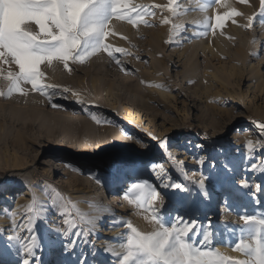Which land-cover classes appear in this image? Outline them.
<instances>
[{"label":"rangeland","instance_id":"obj_1","mask_svg":"<svg viewBox=\"0 0 264 264\" xmlns=\"http://www.w3.org/2000/svg\"><path fill=\"white\" fill-rule=\"evenodd\" d=\"M129 2L152 6L168 5L169 0ZM175 3L179 5L175 12L154 8L156 15L145 17L149 26L139 23L133 27L115 18L111 21L110 25L115 23L123 30L109 35L104 43L132 53L121 57L130 69L127 73L119 70L106 51L87 57L83 63L70 60L71 71L59 61L42 63L41 84L68 87L77 93L68 99L54 97L59 108L51 107L47 97L33 92L30 84L22 85L28 94L21 95L5 79L9 69L17 71L16 66H0V92L4 93L0 96V238L5 247L0 264H16L18 259L7 241L13 216L19 222L36 213L47 217L37 224L40 264H79L81 256L87 257V264H116L113 253L122 250V243L131 234L127 229L113 238L123 227L121 222H130L144 233L153 230L151 215L136 207V191L125 198L127 182L154 181L159 172L150 170L151 163H163L172 180L189 189H159L166 194L164 213L196 220L205 227L210 219L215 233L211 246L226 259H245L236 251L229 255L227 248H220V242L229 232L234 237L228 245L235 244L240 236L238 229L243 226L239 213L244 208L249 214L264 216V193L256 203L246 195L249 189L239 187L243 179H249L253 186L264 184V152L259 151L262 144L256 127V123L264 122V16L260 14V0ZM224 3L228 7L223 8ZM210 6L208 18L192 16H199V11ZM228 11L241 15L233 18L235 23L228 19L222 27L213 29L214 16L227 15ZM164 17L169 24L162 23ZM250 17L252 26L246 27ZM32 28L38 32L34 24ZM77 99L84 104L76 103ZM128 108L143 116L149 132L132 126L139 133L131 131L130 143L122 148L105 152L97 149L100 152L95 154L87 151L89 157L74 156L85 146H94L96 138L107 141L112 129L125 128L123 117ZM196 129L204 141L189 134L179 135ZM149 134L166 141L167 150L156 147ZM136 137L152 144V153L140 158L143 163L138 173L116 179L121 162L136 157ZM249 141L252 145L246 150ZM253 154L257 168L248 171ZM200 159L203 165L198 163ZM226 165L232 170L228 171ZM201 172L214 177L208 182L207 197L197 183ZM222 186L237 190L230 201L235 211L225 206ZM98 195L105 204H110L114 195L118 200L112 205L114 215L104 216L93 229L87 221L98 217L95 212L99 204L94 197ZM17 196L21 199L19 206ZM52 205L56 207H49ZM68 224L92 230V244L80 241L73 251L65 252L58 231L67 228L71 233L73 228ZM113 239L115 242L108 245Z\"/></svg>","mask_w":264,"mask_h":264},{"label":"snow or ice","instance_id":"obj_2","mask_svg":"<svg viewBox=\"0 0 264 264\" xmlns=\"http://www.w3.org/2000/svg\"><path fill=\"white\" fill-rule=\"evenodd\" d=\"M222 0H211V3L220 4ZM246 2V0H241ZM179 7L175 0H169L168 5H136L130 4L129 0H0V66L5 63L16 66L17 71L8 70L7 79L13 88L21 95H27L22 85L30 84L31 90L47 97L48 103L53 108L61 107L54 97L68 99L76 96L68 87L41 84L43 72L39 66L52 61H59L69 71V61L83 63L85 59L98 52L106 51L108 56L115 62L119 70L129 72L122 56L132 55L123 48H113L104 43L109 35L117 33L111 31L110 23L115 18L127 21L133 27L139 23L148 25L145 17L155 16L154 8L167 9L175 12ZM260 14L264 16V0H260ZM241 13L233 11L227 15L217 14L214 17L213 29L222 27L228 19L235 23L236 16ZM163 24H169L167 17L162 19ZM252 18L248 19L246 27L252 26ZM37 26L38 32L32 25ZM178 27V26H177ZM181 33L186 28L180 29ZM123 38V37H122ZM120 55H116V54ZM137 58V57H134ZM2 70V69H0ZM12 89H9L10 96ZM4 93L0 92V96ZM83 105L84 101H75ZM258 136L262 147L259 151L264 152V122L257 123ZM149 140L156 142L155 146L161 150H167L166 141H160L157 136L149 134ZM137 150L135 158H129L121 162L117 170L116 179L120 175H134L140 171L139 165L143 163L142 157H149L153 145L140 137H136ZM252 142L249 141L246 150H250ZM202 147V145H197ZM245 159H249L248 156ZM252 163L247 165L248 171H255V155ZM182 164V161L180 162ZM203 165L204 160H198ZM213 167L215 165L213 164ZM231 171V166H225ZM150 170H158L154 181L140 179L133 182L127 193L136 191L135 204L138 209L151 215L150 223L154 225L150 233H144L134 227L130 222H121L128 230L126 240L121 245V251L114 252L117 257L116 264H264V216L257 217L249 214L244 208L239 213V220L243 221L238 231L239 238L231 246L233 251L242 254L245 259L229 260L223 257L216 248L212 247V239L215 233L212 231L211 220L207 227L196 220H188L183 216L171 217L163 211L165 208V195L159 189L189 191L186 184L172 180L170 173L164 168L163 163H151ZM201 179L197 181L205 197L208 196V182L214 179L210 174L201 172ZM264 175V171L261 172ZM224 187V204L231 210L232 197L237 195L235 188ZM239 187L249 189L246 195H251L256 203H259V195L264 193V184L253 183L249 179L239 181ZM49 207H56L55 205ZM63 217L64 214L60 213ZM47 217H40L39 213L25 216L17 222L13 216V224L10 234L7 236L8 248L15 251L16 264H40L37 250L41 245L37 242V224ZM101 218H92L87 222L94 227L100 223ZM148 219V216H145ZM67 223V220H65ZM73 231L68 232L64 228L58 235L63 237V250L70 252L75 249L77 243L83 241L92 244L89 239L93 235L92 230H83L79 225L68 224ZM233 233L237 229H232ZM191 233V235H189ZM200 239L197 240L196 238ZM79 264H87V257L81 256Z\"/></svg>","mask_w":264,"mask_h":264},{"label":"bare ground","instance_id":"obj_3","mask_svg":"<svg viewBox=\"0 0 264 264\" xmlns=\"http://www.w3.org/2000/svg\"><path fill=\"white\" fill-rule=\"evenodd\" d=\"M222 3V2H221ZM230 4V3H229ZM211 5V4H210ZM227 5V4H226ZM225 5V3L223 4V8H224V6H226ZM213 7V6H212ZM211 6L210 7H208V8H204L202 11H199V12H201V14L198 16V14L197 15H195V14H193L192 16H196V17H202V18H205L206 17V15L207 16H209V15H211L210 13L212 12L211 11V8H212ZM226 7H228V6H226ZM229 12V11H228ZM215 17V16H214ZM206 18H208V17H206ZM110 27H111V29H113V30H115V33H117V32H121L122 30H123V28H122V30H121V28L118 26V25H116L115 23H112L111 25H110ZM264 29V28H263ZM117 31V32H116ZM114 32V31H113ZM263 37H264V30H263ZM263 40H264V38H263ZM143 120H144V118H143V116L139 113V112H137V111H134L133 109H130V108H128V109H126L125 110V115H124V117H123V121H125V122H127V125L125 126V128H122L121 130H117V129H112L113 131H112V133L110 134V137H109V139L107 140V141H105V139L103 138V139H97L96 138V142H95V144H94V146H85L86 148H82V149H80L78 152H77V154H75L74 156L75 157H78V158H80V157H89V153H93V154H95V153H99L100 151H113V150H117V149H120V148H122L123 146H125V145H127V144H129L130 143V141H131V135H130V133H131V131H133L134 133H135V135L137 134V132L139 133V130H136V128H134L135 126L136 127H142V130H144V131H148L149 132V128H148V126H147V124H145V122H143ZM145 124V125H144ZM132 126H134V127H132ZM133 128V129H132ZM108 133V132H107ZM141 133V132H140ZM143 133V132H142ZM145 133V132H144ZM101 138V137H100ZM99 140V141H98ZM94 141V140H93ZM93 143V142H92ZM81 145V144H80ZM99 148H98V147ZM79 147V146H78ZM81 147H83L82 145H81ZM95 149V150H94ZM97 149H99V150H97ZM87 151H89V153L86 152ZM96 151V152H95ZM113 157H116V156H113ZM113 157H111V158H113ZM132 181V180H131ZM131 184H132V182H127V187L128 188H130V186H131ZM100 190H102V192H103V188H99ZM101 192V193H102ZM127 192V191H126ZM128 193H130V192H128ZM127 193V194H128ZM209 193V192H208ZM129 196V195H128ZM95 197V200H96V202H97V210H96V212H95V214H97L98 215V217L97 218H101L100 219V222H102V219H103V217L104 216H111V215H114L113 213H114V207L112 206L114 203V200H118V198L117 197H115V195L114 196H112V201H111V203L109 204V203H103V200L101 199V197H99V195L98 196H94ZM20 198V197H19ZM18 198V196L16 197V199H17V202H16V204L18 205V203H20L21 202V199H19ZM103 199L105 200V197H103ZM127 199V198H126ZM126 199H125V202H126ZM105 202H107L106 200H105ZM210 204H212L211 202H209ZM19 206V205H18ZM96 207V206H95ZM27 209H29V208H27ZM212 211H213V206H212ZM30 210V209H29ZM230 212V211H229ZM20 213V212H19ZM91 228L93 227L92 225H89ZM97 226V225H96ZM115 228H117L116 226H115ZM120 229V228H119ZM118 230V229H117ZM125 230H127V228L125 227V226H123L121 229H120V231L118 232L117 231V233H115V234H113V238H115V236H119V235H121L122 234V232L123 231H125ZM122 231V232H121ZM122 237L124 238L125 237V235H122ZM234 236H233V234L232 235H230L229 234V232L228 233H226L225 235H224V237L222 238V240H221V242H220V244H221V246H220V248L221 247H224V248H227V250L229 251L228 253H230L229 255H233L232 253L234 252L233 250H232V248L230 247V246H226V245H228V243H229V241L233 238ZM123 238H122V240H123ZM115 240L116 239H113L112 241H110L109 243H108V245H110V244H112L113 242H115ZM117 240H118V237H117ZM115 246V245H114ZM120 248V247H119ZM223 248V249H224ZM5 249V247L3 246V240H2V238H0V258H2V255H3V250ZM121 250V249H120ZM226 250V249H225ZM7 251V250H6ZM226 252V251H225ZM6 264V263H5Z\"/></svg>","mask_w":264,"mask_h":264},{"label":"trees","instance_id":"obj_4","mask_svg":"<svg viewBox=\"0 0 264 264\" xmlns=\"http://www.w3.org/2000/svg\"><path fill=\"white\" fill-rule=\"evenodd\" d=\"M180 134H189V135H192V136L195 137V139H198L200 141H204V139H205V137L203 136V134L198 129H196L195 131H189V130L181 131L179 133V135ZM179 135L177 137H179Z\"/></svg>","mask_w":264,"mask_h":264}]
</instances>
